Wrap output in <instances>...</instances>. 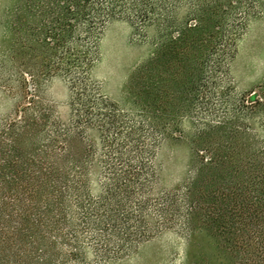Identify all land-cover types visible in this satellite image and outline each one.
Returning <instances> with one entry per match:
<instances>
[{"label":"trees","instance_id":"16d2710c","mask_svg":"<svg viewBox=\"0 0 264 264\" xmlns=\"http://www.w3.org/2000/svg\"><path fill=\"white\" fill-rule=\"evenodd\" d=\"M2 6L0 264L119 263L167 232L203 236L222 264H264V80L249 98L231 71L264 0ZM113 21L152 48L120 100L93 75ZM176 145L186 173L165 187L159 153Z\"/></svg>","mask_w":264,"mask_h":264},{"label":"rangeland","instance_id":"374dc122","mask_svg":"<svg viewBox=\"0 0 264 264\" xmlns=\"http://www.w3.org/2000/svg\"><path fill=\"white\" fill-rule=\"evenodd\" d=\"M8 1L0 0V17L2 5ZM1 45L0 29V48ZM151 49L148 42H133L132 28L128 22L113 21L102 39V57L93 73L94 78L102 83L103 91L108 96L122 99L134 67L147 59ZM231 71L239 93L249 94V98L258 97L257 85L264 80V13L249 25L246 35L239 41ZM45 89L48 98L58 105L61 113L66 114L68 90L64 81L54 77ZM0 108L3 109V106L0 105ZM189 157L190 151L185 145L160 151L165 187L182 181ZM192 244L188 247L182 238L167 232L144 243L133 256L112 264H222L208 239L197 235Z\"/></svg>","mask_w":264,"mask_h":264}]
</instances>
